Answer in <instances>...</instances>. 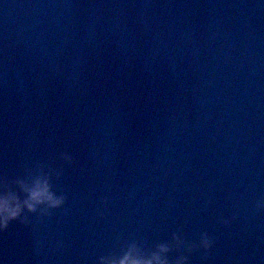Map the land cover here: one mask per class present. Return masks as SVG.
<instances>
[{"label":"water","instance_id":"95a60500","mask_svg":"<svg viewBox=\"0 0 264 264\" xmlns=\"http://www.w3.org/2000/svg\"><path fill=\"white\" fill-rule=\"evenodd\" d=\"M17 177L67 199L0 264H264V0H0Z\"/></svg>","mask_w":264,"mask_h":264},{"label":"clouds","instance_id":"9594fccd","mask_svg":"<svg viewBox=\"0 0 264 264\" xmlns=\"http://www.w3.org/2000/svg\"><path fill=\"white\" fill-rule=\"evenodd\" d=\"M72 162L73 159L70 157L69 163ZM26 174L30 175V170H27ZM49 180L50 178L44 180L37 178L32 183H28L25 179L17 177L12 181L4 178L0 182V231H6L14 221H19L28 226L30 224L28 214L41 217L40 206H45L44 211L47 217L51 218L55 210L61 209L65 205L67 197L63 194L57 196L56 192L51 190L53 185ZM16 184H19V191L14 188ZM257 208H264V202L258 203ZM25 209L28 214H25ZM223 223L226 226L228 225V221H223ZM202 237L205 238L203 249L207 253L211 249L213 241L207 233H204ZM199 248L197 244L191 243L187 248V252L191 254ZM164 250L168 251L169 249L165 248ZM177 250L180 251V249ZM181 262L188 264V256L180 255L174 264H181ZM120 264H151V261L131 260L129 256H125ZM165 264H168V262L165 261Z\"/></svg>","mask_w":264,"mask_h":264}]
</instances>
